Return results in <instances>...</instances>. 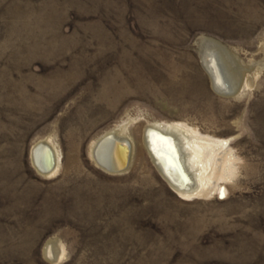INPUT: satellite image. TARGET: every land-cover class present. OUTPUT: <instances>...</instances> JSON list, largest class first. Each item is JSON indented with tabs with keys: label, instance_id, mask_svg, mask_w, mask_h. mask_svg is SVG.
Returning <instances> with one entry per match:
<instances>
[{
	"label": "rangeland",
	"instance_id": "obj_1",
	"mask_svg": "<svg viewBox=\"0 0 264 264\" xmlns=\"http://www.w3.org/2000/svg\"><path fill=\"white\" fill-rule=\"evenodd\" d=\"M151 124L226 141L212 188L174 192ZM124 126L105 172L90 149ZM0 264H264V0H0Z\"/></svg>",
	"mask_w": 264,
	"mask_h": 264
},
{
	"label": "bare ground",
	"instance_id": "obj_2",
	"mask_svg": "<svg viewBox=\"0 0 264 264\" xmlns=\"http://www.w3.org/2000/svg\"><path fill=\"white\" fill-rule=\"evenodd\" d=\"M217 62L216 57L212 56L207 66L211 73L213 84L217 87H223L226 84ZM233 92L232 89V92L230 91L229 94H233ZM157 138H163L167 141L171 145L172 150H154L153 140ZM143 140L145 149L163 178L172 187L174 192L183 198L201 196L209 188L211 181L210 176L208 177V169L210 162L213 161L214 151L216 148L224 149L226 147V141L224 140L201 136L197 132H191L176 124L163 126L151 124L145 129ZM118 142L119 144L121 142L129 143L128 168L133 147L132 143H130L131 140L129 141L128 136H126L125 126L108 132L94 142L90 149L93 161L105 172L113 173V171L108 169L113 170L118 163L119 154L121 153L120 147L117 146ZM157 142L159 143V141ZM49 146L50 144L42 141L38 142L32 149V156L40 170L39 173L45 176L52 175L58 168V154L56 155V152L50 146L53 150L52 152ZM48 153L53 156V167L51 170H47L49 162ZM210 187L212 188V186Z\"/></svg>",
	"mask_w": 264,
	"mask_h": 264
},
{
	"label": "water",
	"instance_id": "obj_3",
	"mask_svg": "<svg viewBox=\"0 0 264 264\" xmlns=\"http://www.w3.org/2000/svg\"><path fill=\"white\" fill-rule=\"evenodd\" d=\"M117 146L120 147L119 149H121V153L119 154L118 163L116 164V167L113 170L108 169L110 171H113V174L120 173V172L126 170L127 163H128L129 148H130L129 143L128 142L127 143L121 142L119 144V142H118ZM48 155H49V162H48V169L47 170H51L53 167V156L50 153H48ZM31 159H32L31 161H32L33 165L35 166V168L38 169L37 165L35 164L33 156L31 157ZM38 172H40L39 169H38Z\"/></svg>",
	"mask_w": 264,
	"mask_h": 264
},
{
	"label": "snow or ice",
	"instance_id": "obj_4",
	"mask_svg": "<svg viewBox=\"0 0 264 264\" xmlns=\"http://www.w3.org/2000/svg\"><path fill=\"white\" fill-rule=\"evenodd\" d=\"M159 141V143L157 142ZM154 150L160 151L167 149L171 151V145L167 143L163 138H157L156 140H153Z\"/></svg>",
	"mask_w": 264,
	"mask_h": 264
}]
</instances>
